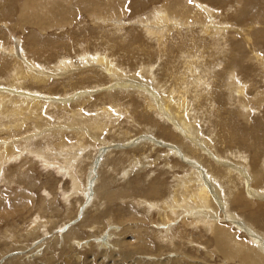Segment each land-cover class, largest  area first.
I'll return each instance as SVG.
<instances>
[{
  "label": "rangeland",
  "instance_id": "1",
  "mask_svg": "<svg viewBox=\"0 0 264 264\" xmlns=\"http://www.w3.org/2000/svg\"><path fill=\"white\" fill-rule=\"evenodd\" d=\"M72 1V17L62 15L70 22L64 29L60 27L63 26L62 17H58L56 11L68 10L70 6L65 1L61 8H36L33 12V7H38V4H29L26 0H0V88L9 87L15 75L13 67L21 65V58L28 62V66L21 68L33 76L46 72L54 77L43 75L50 79L47 83L20 79L32 86H22V89L28 94L39 95L36 96L38 100H57L42 101L44 107L37 110L41 114L36 112L42 117L40 122L36 124L35 119L27 121V127L20 133L6 125L5 119L0 120V264H246L236 258L228 259L226 252L238 251L250 256L247 252L249 246L251 251L256 248L250 236V222L255 225L251 229L259 242L257 250L264 254V205L258 204L252 210H240L242 206L237 205L232 210L237 211L236 216L228 203L222 206L220 202V199H225L220 194L221 188L230 194L228 185L220 188L223 182L207 175L206 170V153L214 155L215 149L220 151L221 156H218L222 161L228 160L226 162L240 167L250 163L252 153L247 150L248 146L233 141L236 149L232 151L227 146L230 144L223 143L221 137L227 130L249 135L253 132L250 130L251 122L258 124L255 131L263 130L264 133V124L259 126L264 122V104L262 111L253 107L252 113L244 116L239 113V107L236 108L239 96L236 94L242 83L247 82L246 93L249 96L257 89L261 92L258 98L264 97V72L251 53L250 42L245 41L250 37L252 24L253 31L264 30V24H255V19L264 15V0ZM195 1L208 4L213 12L211 16L196 17ZM26 4L31 8L21 12ZM162 4V9L154 10ZM167 11L171 12L172 20L167 23L158 20ZM113 14L119 18L104 21L105 17ZM185 20L189 22L184 23ZM37 21L47 27L58 26L40 31L35 26ZM178 23L181 25L174 26ZM202 26H208L214 30L213 33L220 28L222 30L206 36L201 32ZM151 27L159 34L148 33L147 28ZM260 47L258 52L264 56V45ZM97 55L107 65L105 58H108L111 65L107 67L103 63L102 67L96 66L94 63L98 64L100 59ZM89 56L96 61L89 60ZM21 68L19 72H22ZM228 80H234L236 84L239 81L232 94ZM250 83L254 85L251 87ZM123 85L125 88L121 89ZM146 89L158 98L148 100L152 97ZM85 92H90L91 99H86L87 103L82 106L84 119L88 123L93 122L95 127L101 120L105 128L103 133L100 132L101 140L94 143L88 136L77 138L73 124L75 112L70 109L74 111L76 105L73 102L85 98L81 96ZM5 95L7 93L2 96ZM160 98L185 102L189 115L198 119L201 131L214 141L215 149L207 148L203 151L206 157L202 152V158L197 160V154L192 150L185 151L172 136L169 137V131L176 137L177 130L156 114L158 109L149 110L146 106V102L160 103ZM63 106L66 109H61ZM108 112L112 115L109 116ZM155 121L168 128L166 136L159 133ZM32 123H35V129ZM23 142L27 147L23 148ZM79 142L88 147L84 146L86 150L82 154L65 155L60 151ZM13 143L14 151H11ZM185 143L192 146L188 138ZM259 143L262 150L264 137L259 139ZM236 151L245 154L246 159L239 160ZM161 156L175 164L172 167L166 165ZM69 157H76L71 166L63 161ZM47 161L53 163L49 168L45 166ZM189 163L199 168V179L206 182L216 204L212 205L216 209L219 205L222 207L218 211L196 207L190 212L205 211L215 217L220 227L207 230L203 223L207 216L197 225L198 228L194 224L191 227L182 225L183 217L193 220L182 210L176 214L178 219L172 223L173 231L169 234L180 238L161 240L158 232L166 228L160 215L173 209L171 197L176 190V181L181 179L175 178L174 173L179 172L181 176L179 169L182 167L179 165ZM220 171H215L216 175ZM73 173L80 176L82 184L79 190L72 185L76 178ZM212 183L217 185L212 187ZM261 186L262 181L258 183V187ZM152 188L158 189L161 197L152 196ZM249 197L246 200L250 203ZM166 199H170V203L164 209L162 203ZM259 199L251 201L264 204ZM153 201L158 208L148 207ZM175 209L180 210L179 207ZM229 214L234 215L233 218ZM41 223L45 226L42 232H33ZM137 225L143 228L136 229ZM224 228L235 236L234 243L220 233ZM235 242L237 246H233ZM242 244L247 250L241 251Z\"/></svg>",
  "mask_w": 264,
  "mask_h": 264
},
{
  "label": "bare ground",
  "instance_id": "2",
  "mask_svg": "<svg viewBox=\"0 0 264 264\" xmlns=\"http://www.w3.org/2000/svg\"><path fill=\"white\" fill-rule=\"evenodd\" d=\"M63 1H65V3L67 5H69L70 7L68 8V10L67 9L62 10V11L57 10L56 12H57V16L58 17H62V22H63V26L64 27L63 26H60V27H62V28L65 29L66 26L70 22H68L67 20H65L64 19L65 17H63L62 15L66 16V17H72V14H73L72 13L73 12V7H72L73 1L72 0H26V2L29 3V4H38L37 5L38 7H35V6L33 7V12L36 11V8H38V10L39 9H43L44 7L50 10L51 8H53V6H56L57 8H61V4H64ZM252 1H254V2H260L262 0H252ZM195 3L197 4V5L195 4L196 7H197V11H196L197 13L195 15L196 17L205 18V17H210L211 16L210 14L213 13V12L209 8L208 4L201 3V2H197V1H195ZM104 4H105V2H104ZM64 6H65V4H64ZM161 6L162 7H159V8L154 7L155 8L154 10L162 9L163 8V4ZM30 8H31V6L28 5V4H26V5L23 6V10L21 12L28 11ZM52 11H53V9H52ZM156 13L157 14H161L160 12H156ZM170 13H171L170 11L169 12L167 11V13H166V15L164 17L162 15H159V16H162V17H160L158 20L162 19L161 21H163V22H166V23L169 22V20H172V19H170V16H169ZM152 16H156V15H153L152 14ZM214 16H212V17H214ZM166 17H169V19L166 18ZM262 17H264V15H260L259 17H257L255 19V20H257L256 23H255L257 26H260L261 24H264V18H262ZM105 18L106 19L104 21L106 22L109 19H113V18L118 19L119 17L113 14V15H111V16L109 15V16H107ZM188 22L189 21H187V20L184 21V23H188ZM140 23H142V22H140ZM157 25H159V24H157ZM157 25H156V27H159ZM180 25L181 24L178 23V24H175L174 26H180ZM214 25H213V27H214ZM252 25L253 26H250V37H248V38L246 37L247 40H245V41L246 42L247 41L250 42V50H251V53H252L253 57H256L257 58V60L259 61V65L261 66L262 71L264 72V56H262L258 52V49L261 48L260 46L264 45V30H262L261 28H259V29H256V30L253 31L254 24H252ZM35 26L40 31H46L49 28L54 29L58 25H55L54 24L52 26L47 27V26L41 25L40 21H37L36 24H35ZM147 29H148L147 30L148 33H150V34L151 33H153L155 35L159 34V31L158 30H153L152 27L150 29L149 28H147ZM217 29H219V28H217ZM219 30H222V29L220 28ZM219 30L218 31L215 30L214 33H216V32L218 33ZM213 31L214 30L209 29L208 26H202V28H201V32L203 34H205L206 36L215 35L213 33ZM221 37H223V36L221 35ZM247 46H249V45L247 44ZM1 48H2V46L0 44V50H1ZM15 54H17V53H15ZM89 57H91V56H89ZM98 57L100 58L97 61L98 64L97 63H94L96 66L102 67V66H104V64L107 67L109 66L110 63L108 62V58L107 59L105 58V60L108 63V65H107L105 63V61L100 56H98ZM89 60L93 61L92 60V57ZM95 61H93V62H95ZM19 62L21 63V65L19 64V65H15V67H13L14 70H15V75H14L13 79L10 80V83L11 84H9V87H7L6 89L0 88V96H2L4 93L5 94L7 93V95L0 97V120H4L5 119L6 120V123L5 124L6 125H9L10 127H12V130L14 129V131H16V132H19L20 130H23V128H25V126L27 127V121L29 122L30 120L35 119L36 120L35 121L36 124H38L40 122V120L42 119V117L40 115H36V114L38 113V111H37L38 109L41 110L44 107V103L42 101H44L45 99H48V101H57V100H52L50 98H45L44 100H41L40 99L41 100L40 101V100H38L39 97H36V96H39V95H35L34 93H29L28 94L27 92L24 91V89H22V86H25V87H32V86H29L30 84L21 82L20 79H23L24 81L27 80V81H29L31 83H35L36 82L35 80H37L38 82H41V83H47V81L50 80V79H46V78L47 77H52V76L51 75H48L46 72H43V73L41 72V74H43V75H45L47 77H44L43 75L33 76L32 73H29V71H25V69L23 68L24 67L23 65H27L28 62L26 60H24V59H21V58L19 59ZM67 65H68V63H67ZM76 65H80V63L79 64L77 63ZM21 66H23V67L21 68ZM30 66H32V65H30ZM111 67H114V66H111ZM20 68H21L22 72H19ZM62 70H64V69H62ZM114 70H116V68ZM106 72H111V70L110 71H106ZM225 75H227V74H225ZM228 75H229V73H228ZM52 78H54V77H52ZM234 80H228L229 81L228 84L231 87V90L229 92L231 94L233 93V90H232L233 87L235 85H236L235 87H237V84L239 82L238 81L237 84H236V81H234ZM263 82H264V78H263ZM215 83H217V82H215ZM246 83H244V84L242 83V87L241 88L240 87L238 88V92L236 94V95H239L238 97L236 96L237 97L236 98V103H237L236 104V108H237V106L239 107V110H240L239 113L240 112L243 113V116L246 115L248 112L252 113L251 108H253V107H256L258 111H262L263 104H264V97L262 96L263 97L262 99L258 98L260 96V94H261V92L259 90L253 88L254 91H252V93L250 92V96L246 93L247 92V89H248V85ZM12 85L13 86L16 85V86L15 87H12ZM252 85H254V84L250 83V86L251 87H252ZM124 86L125 85H123V87H120V88L121 89L122 88L124 89L125 88ZM37 88L40 89L39 87H37ZM141 88H143V86H141ZM34 89H36V88H34ZM144 91H145V89H144ZM147 91H150V90H147ZM236 91H237V89H236ZM212 92H214V91H212ZM263 92H264V89H263ZM89 93L90 92H85L83 94L80 93L81 96H84L85 98H82V99H79V100L73 102V104L76 105L74 107V111L72 110V108H70V109H71V112H75L73 114L74 115V123L73 124L76 126V135H77V138L78 139L79 138L80 139L81 138L84 139V138H86L88 136L89 138H91L90 142L94 143L96 140H101V138H102L101 135L102 134L100 132L103 133L104 130H105V128H104L103 124L101 123V120H98V124L97 123L95 124L97 127H95V126L92 125V124H94L93 122H89L88 123V121H86L84 119L85 112H82V110L84 109V108L82 109V106L87 103V100L86 99H88V98L91 97ZM149 93H150V95H151L152 98H148V100L149 99L153 100L155 98H158V97H155V95H154V93L152 91H150ZM7 96H9V98L11 97L10 100L7 99ZM160 99L162 100L160 103L159 102H156V101L155 102H146V106H147V108H149V110H154L155 111L156 109H158V112H156V114H158V115L160 114L159 116H161L160 117L161 119H164L165 121L169 122L170 125H172V127L174 128V130H177L176 133H178V135L176 134V137H173V134L170 133V131H169V134H170L169 137L172 136V138H174V140H176V142L179 143L185 151L186 150H192V153L197 154L198 157L195 156V159H197V160L202 158V154L201 153L204 150H207V148L213 147L215 149V147L213 145V142L214 141L211 140L210 138H208L207 136H205L204 135V132L201 131L202 129L199 126L200 124L197 122L198 119L196 120L195 117H192V116L189 115L190 112L188 113V108L186 107V104H184L185 102H182L181 101L182 97H181L180 100L179 99H173V98H170V99H166V98L165 99L164 98L162 99V98H160ZM203 99H205V98H203ZM67 101L69 102V100H67ZM67 101H64V102H67ZM64 102H62V103H64ZM158 103H159V105H158ZM209 103H210V101H209ZM188 106H190V105H188ZM247 106H249L248 107L249 109L248 108L246 109ZM64 108L66 109V106H63L61 109H64ZM77 110H78V112L76 113ZM110 112H111V110H110ZM38 114H41V113H38ZM107 114L109 116L112 115L109 112ZM250 116H251V114H250ZM263 117H264V114H263ZM238 121H240V120H238ZM158 122L161 123L160 121H158ZM158 122L155 121V123H154L155 124V127L159 130V133L165 134L167 132V130H166L167 127H165L162 123L160 125ZM240 122H243V121H240ZM32 124H30V125H32ZM34 124L32 125L33 127L36 126ZM263 124H264V122H260V125L259 126L262 127ZM1 125H2V122L0 121V126ZM38 126L41 127L40 125H38ZM257 127H258V124L257 123L256 124H252L250 122V130H252L253 132H250L249 135H246L247 134L246 133L245 134L246 137L244 135H241V134L237 133V132H233V131L228 132L229 130H227L225 132V134L222 135V137L220 136L222 138V140H224L223 143L226 144V142H227L228 144H230V145H227V144L226 145L229 146V147H231L232 148L231 149L232 151L234 150V148L236 149L235 145L232 144L233 141L236 142V143H239L241 145L248 146V149L247 150L248 151L251 150L252 157L250 159V163L248 165H246L245 167H240L239 164H238L239 165L238 166L236 164H233V163L231 164L229 162H226L228 160L222 161L223 159H219V156H218L220 154V151L219 150H216V149L214 150V152H215L214 155L216 154V156L211 155V154H209L206 151L207 152L206 154L208 155V157H206L205 156V152H203V155L208 159L207 166H206L207 167L206 170L208 172L207 175L208 174L209 175H213L220 182L222 181L223 182L222 183L223 185L221 184L220 188L223 187L224 185H228L227 189L230 192L229 195H227L224 192V188L223 189L221 188V191H220V188L217 186V190L220 191V194L223 197H225V199L222 198L223 201L220 199V202H221L222 206H224L225 204L227 205V203H228L229 207L231 208L230 209L231 211L237 205L242 206L240 208V210H242V209H246L247 210L248 208H250V210H252V209H255V206L258 205V204L259 205H264V204L259 203L257 200H255V201L252 200L251 201V199H259L260 198L259 201H262L264 203V148L262 147V150H260L261 149V146H260V143H259V139H262L264 137V133H263V130L261 132L255 131V129ZM34 129H35V127H34ZM7 130L10 131L11 129H7ZM36 136H37V134H36ZM99 136H101V137H99ZM165 136H166V134H165ZM186 138L189 139V143L192 146H190L189 144H186L185 143V139ZM215 142H216V140H215ZM25 143L26 142L21 143V145L23 146V148L24 147H27L26 146L27 144H25ZM14 144L15 143L11 144V146H10L11 151H14ZM220 144H222V143H220ZM84 146L87 147L86 144H84L83 142H81V143L79 142L78 145H70V146H68V148H62V149H60V151H64L66 153L65 155H67V154H72V155L82 154V153H84V150H86V148ZM2 148L5 149V151H7L6 150L7 148L5 146H3ZM224 152H226V150ZM211 153H213V152H211ZM241 153H242L241 151H236V156L238 154L239 160H240V158L243 159V160L246 159L247 156L245 154L241 155ZM220 156H221V154H220ZM75 158L76 157H74V158H70L69 157V158H66L63 161H64V163H69L70 166H71V161H73ZM161 158H162V161L164 163H166V165H168L170 167H172V165L175 164V163H172L171 159H167L165 156L164 157L161 156ZM191 158H194V156L192 155ZM210 158L211 159L213 158V160L212 161H209ZM177 162H179V161H177ZM240 162H244V161H240ZM217 163H220V165L218 166ZM50 164H53V163L50 162V161H47V164L46 165L44 164V165L49 168V167H51ZM70 166H69V168H70ZM179 167H182L181 169H179V170L182 171V175L179 176V174H180L179 172L174 173V177L175 178H179L180 177L181 179H179L178 181H176L177 182L176 185H175L176 190H174V194L173 193H170V194H173V196L171 197V201H170V199H168V200L166 199L167 201H163V203H162V206L164 207V209H166L167 207H169V203L170 202H171V204L174 205V207L172 206L173 209H171V210L169 209V211L161 212V215L159 213V215L162 218L163 226L166 228V230L165 229L164 230L162 229L158 233L161 236L160 239L161 240H164V241H168L169 239L172 241L173 239H176V237L179 236V235H177L175 237L174 235H171L172 237H170L169 234H170V232L172 233V231H173L172 228H171L172 223L175 224V220L178 219V218H176L177 217L176 214H178V212L179 211H182V210H184V212H185V214H187V216L190 215V216L193 217V220H187L185 217H183V219L181 218L183 220L182 225H185V226L187 225L188 227L189 226L191 227V225L194 224L197 227V225H199V223H201L202 221H204L205 216H207V218L205 219V222H203V223L206 224L204 227L207 228V230H210L211 231L212 228H214V230H216V229H218L220 227V225H219L220 223L219 224H216L218 221L214 220L215 217H213L212 215H209L207 212H206L207 214L205 213V211H200V210L199 211L192 212V213L190 212V211H192L193 208H196V207H199V208H205L206 207V208H210V210H211V208L212 209H216V207H214L212 205L214 203L212 201V195L210 193L211 190L208 189V185L206 184V182L203 179H199V177L201 178V176H200L201 174H200L199 168L197 169L196 166H194V165L192 166V164H190V163L189 164H186V165H179ZM248 167H249V170H248ZM69 168H67V169H69ZM244 168H246V169H244ZM62 169L65 170L66 168L63 167ZM62 171L63 170H61V172ZM215 171H217V172L220 171V172L216 175V172ZM249 171H250V173H248ZM24 175H30V173H25ZM75 176H76V178H74V182L72 183V185L74 184V189L79 190L80 187H81L82 182H81L80 176H77V175H75ZM261 181H262V186L261 187H258V183H261ZM86 185H87V183H86ZM244 185H245V188H244ZM211 186L213 187L214 184L212 183ZM214 190H216V188ZM109 192H110V190H109ZM118 192H120V191H118ZM150 192H151V195L152 196H155V197H159L160 196V192H158V189L152 188V191H150ZM75 193L77 194L79 192L76 191ZM217 194H219V193H217ZM115 195H117V192H115ZM221 195L219 197H221ZM247 195L248 196L250 195V197H249L250 198V203L248 202L249 200L248 201L246 200V198H248ZM214 201H215V199H214ZM153 203H154V201L152 203H150L152 206L149 204L148 207H151V208L153 207V209L154 208H158V207H155L157 204L155 205ZM157 203H159V202H157ZM143 204H144V202H143ZM214 205H216V204H214ZM19 207H21V206H19ZM175 207H179L180 210H176ZM221 208H222L221 205L217 206L216 211H218ZM232 212H233V214L235 213V215L237 216V213H236L237 211L236 212L232 211ZM225 213H226V210H225ZM202 214H203V217H202ZM210 214H212L211 211H210ZM260 214H263V213H260ZM180 215H181V213H180ZM251 215H254V213L251 212ZM229 216H231V218H233L234 215H230L229 214ZM214 224H216V225H214ZM249 224H250V230H249L250 231V236H251V239L253 241V245L256 248H253V250L251 251V245L250 246L248 245L250 247V249L247 250L246 247L243 246V244H242L240 246L241 251L242 250H247V252L250 254V256H247L245 254H242V253H240L238 251L231 252L229 250V251L226 252V257L228 259H234V258H236L240 262H243V263H246V264L248 262H251L252 264H264V254H262V253L260 254L259 251L257 250V247H258V243L259 242H257V240L255 239V237H254V235L252 233V229H251L252 227L255 228V225L252 222H250ZM44 227L45 226H43V223H41V225H39L37 228H35L33 232H37V230H40V232H42V230H43ZM127 227H131V226H127ZM140 228H143V226L142 225H137L136 229H140ZM225 228H224V230H220V233H223L226 236L227 239H229L231 242L234 243V241H235L234 240V237L235 236L230 231L229 232L226 231ZM177 229H178V232H181V231H179V228H177ZM131 230H132V227H131ZM212 232H214V231H212ZM181 233H183V232H181ZM67 235H69V234H67ZM179 238H180V236H179ZM233 246H237V243L235 242V244ZM263 251H264V249H263Z\"/></svg>",
  "mask_w": 264,
  "mask_h": 264
}]
</instances>
